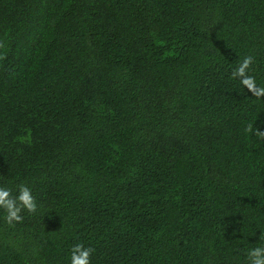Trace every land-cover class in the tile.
Wrapping results in <instances>:
<instances>
[{
  "label": "trees",
  "instance_id": "obj_1",
  "mask_svg": "<svg viewBox=\"0 0 264 264\" xmlns=\"http://www.w3.org/2000/svg\"><path fill=\"white\" fill-rule=\"evenodd\" d=\"M264 0H0V186L37 210L0 264H248L264 247Z\"/></svg>",
  "mask_w": 264,
  "mask_h": 264
},
{
  "label": "clouds",
  "instance_id": "obj_2",
  "mask_svg": "<svg viewBox=\"0 0 264 264\" xmlns=\"http://www.w3.org/2000/svg\"><path fill=\"white\" fill-rule=\"evenodd\" d=\"M254 63L252 56H245L239 65L233 70L232 78L239 79L252 96L256 98H264V87H260L256 83L254 76L249 74V69ZM246 132H251L257 137L264 139V131L258 127L253 128L251 124L245 129ZM0 208H3L7 215L5 220L9 225L14 222H22L23 217L20 213L27 210L29 213H34L37 210L35 198L32 195L31 189L24 184L18 186V195L13 196L11 189L0 186ZM94 252L93 248L85 247L81 243H77L71 249L70 264H91V256ZM248 264H264V247L257 246L251 248L246 253Z\"/></svg>",
  "mask_w": 264,
  "mask_h": 264
}]
</instances>
